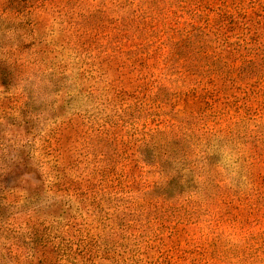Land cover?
<instances>
[{
  "label": "trees",
  "instance_id": "trees-1",
  "mask_svg": "<svg viewBox=\"0 0 264 264\" xmlns=\"http://www.w3.org/2000/svg\"><path fill=\"white\" fill-rule=\"evenodd\" d=\"M88 2L91 4L84 6ZM60 5V9L55 8ZM47 6L58 11L61 15L59 29L67 31L63 41L54 42L52 49L57 50L58 45L62 55L65 49L70 52L68 55L78 65L76 74L80 77L88 75L87 79L91 78L95 84L103 83L101 88L93 84V90L100 89L102 92L98 95H107V103L117 105L130 94L137 101L148 97L163 105H171L172 97L183 100L180 109L170 108L173 111L168 113L170 121L143 131L136 146V160L161 178L144 193L158 191L157 194L166 199L184 192L192 193L204 183V189L224 201L237 195L240 198L244 192L240 186L225 188L226 184L219 178L221 174L216 171L221 157L216 151L223 147H230L234 157L233 178L249 182L251 192L264 190V0H42L39 4L34 0H0L2 84H14L25 78L26 66L37 63V59L18 57L10 50L13 47L15 51L27 52L41 43L26 45V37L20 32L24 29L23 33L33 36L37 17ZM112 62L118 72L113 78L108 73ZM154 70L159 71V77ZM42 73L50 77V85L60 82L54 70ZM62 78L64 76L59 77ZM257 83L260 87H256ZM16 118L33 128L34 117L30 112L18 114ZM175 121L183 124L176 129ZM124 122L127 120L121 116L114 124L110 121V127L99 128L105 132V143L114 144L116 155ZM56 134V140L61 138L58 127L48 133L53 137ZM130 134L129 141L133 138L132 132ZM31 141L35 138L22 146ZM55 150L51 146L46 149L43 155L50 158L43 164L50 163L52 168L58 166L59 163L50 162L56 160ZM132 151L127 154H134ZM1 153L2 156L6 153L4 148ZM100 154L99 160L106 158V162L97 163V173L101 176L97 184L87 174V178L82 176L74 185L71 180L53 175L55 192L63 185L66 191L72 189L78 202L88 200L92 205L96 202L98 185L102 187L105 183L108 189L102 192L108 199H111L112 189L124 191L115 170L116 160L104 151ZM26 164L32 167L31 162ZM27 166L22 180L35 184V175ZM243 167L247 168L245 172L241 171ZM35 168H41V164ZM26 192L31 193L30 188ZM124 196L114 194L112 207H122L119 201ZM42 198L39 192L34 196L24 195L27 205H38L31 211L35 214L40 211L42 216L26 222L25 231L15 229L11 246L16 251L6 261L89 264L92 244L87 226L77 224L72 213L63 215L65 210L57 215L49 211L56 202L40 205ZM1 202L0 208L13 204ZM123 217L124 214L121 219ZM108 218L106 224L111 226L113 217ZM105 247L101 239L96 251Z\"/></svg>",
  "mask_w": 264,
  "mask_h": 264
},
{
  "label": "rangeland",
  "instance_id": "rangeland-1",
  "mask_svg": "<svg viewBox=\"0 0 264 264\" xmlns=\"http://www.w3.org/2000/svg\"><path fill=\"white\" fill-rule=\"evenodd\" d=\"M34 1L39 4L42 0ZM90 4L88 2L84 6ZM55 8L60 9L61 5ZM60 16L58 11L47 6L37 17V30L33 36L21 29L26 45L41 43L27 49V52L15 51L13 47L10 51L24 59H37V63L27 65L25 78L16 80L14 84H2L0 81V200L1 203L13 202L0 208V264H14L6 260L16 251L11 246L15 229L25 231L23 226L26 222L42 216L40 211L37 214L31 211L38 205H27L24 201V195L34 196L36 192L43 197L40 205L55 201L49 211L57 215L65 210L63 215L72 213L77 224L87 226L92 244L89 264H264V190L251 192L249 182H238L233 178L235 162L230 147L216 151L221 155L216 171L221 174L219 178L226 184L225 188L240 186L244 191L240 198L237 195L224 201L212 195L209 189H204V183L192 193L184 192L166 199L159 196L158 191L144 193L161 178L157 172H150L149 167L137 161L136 146L143 131L170 121L168 113L173 112L170 108L180 109L183 100L172 97L171 105H163L152 102L148 97L137 101L130 94L117 105L107 103V95L100 96V89L93 90V84L101 88L103 83L95 84L91 78L87 79L88 75L80 77L76 74L78 65L66 49L64 55L58 45L55 46L57 50L52 49L54 42L63 41L67 35L65 29H59ZM34 50L37 53L34 54ZM112 64L108 73L113 78L118 72L114 70L115 63ZM53 70L57 76H64L62 79L58 77L60 82L54 86L50 85V77L42 73ZM154 71L159 77V71ZM124 85L130 89L126 83ZM256 87L260 85L257 83ZM23 112H30L34 117L31 121L33 128L21 122L20 118L15 119ZM121 116L127 122L120 130L122 142L116 155L114 144L105 143V132L100 129L110 127V121L114 124ZM174 124L177 129L183 122L175 121ZM55 127L61 132L58 140L57 134L54 137L48 135ZM131 132L133 138L129 141ZM33 137L35 141L22 146ZM49 146L56 149V160L50 161L51 164L59 163L55 168L50 167V163L43 164L50 158V155H43ZM1 147L6 152L3 156ZM132 150L134 154H127ZM100 151L116 160L115 170L124 191L114 192L112 189L110 196L112 199L114 194L117 197L125 195L119 201L123 208H113L108 195H103L102 190L106 193L108 189L105 183L102 187V184L98 185L96 202L92 205L88 200L78 202L72 189L66 191L63 185L55 192L56 185L52 184L55 175L71 180V185H74L82 176L87 178V174L97 184L101 177L97 173V163L104 165L106 162V158L105 161L99 160L102 157L98 155ZM30 162L32 167L26 164ZM39 164L40 170L35 168ZM26 165L27 170L35 175V184L22 180ZM57 168L59 171L55 170ZM246 170V167L241 169L243 172ZM199 178L202 179L201 176ZM28 188L31 193L26 192ZM109 216L113 217L111 226L106 224ZM101 239L106 247L96 251Z\"/></svg>",
  "mask_w": 264,
  "mask_h": 264
}]
</instances>
